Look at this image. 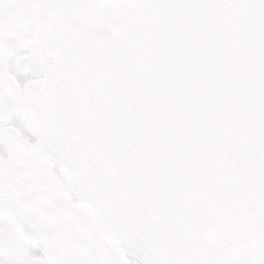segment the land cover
<instances>
[{
	"label": "snow or ice",
	"instance_id": "snow-or-ice-1",
	"mask_svg": "<svg viewBox=\"0 0 264 264\" xmlns=\"http://www.w3.org/2000/svg\"><path fill=\"white\" fill-rule=\"evenodd\" d=\"M0 264H264V0H0Z\"/></svg>",
	"mask_w": 264,
	"mask_h": 264
}]
</instances>
